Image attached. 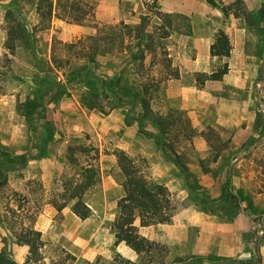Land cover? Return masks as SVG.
<instances>
[{"label": "rangeland", "instance_id": "374dc122", "mask_svg": "<svg viewBox=\"0 0 264 264\" xmlns=\"http://www.w3.org/2000/svg\"><path fill=\"white\" fill-rule=\"evenodd\" d=\"M146 2L0 0V241L31 240L30 260L47 264L137 261L110 233L94 239L93 261L66 249L75 229L65 225L70 205L61 206L87 168L96 170L84 197L89 218L111 227L124 194L123 150L149 179H184L190 193L221 210L233 211L223 194L230 186L254 217L245 241L261 245L252 258L164 245L155 264L181 256L194 257L192 264H264V0ZM222 34L230 53L215 57ZM187 36L210 42L199 45L208 72L183 77L182 90L168 80L180 77ZM223 70L219 82L207 81ZM41 213L63 230L42 250Z\"/></svg>", "mask_w": 264, "mask_h": 264}, {"label": "crops", "instance_id": "0c3cea01", "mask_svg": "<svg viewBox=\"0 0 264 264\" xmlns=\"http://www.w3.org/2000/svg\"><path fill=\"white\" fill-rule=\"evenodd\" d=\"M187 43H189L187 50L182 51L178 56L180 77L168 80L170 86L176 84L182 90L186 89L183 77H186V75L198 76L208 72L206 64H203V60L207 56L203 51H200L199 45L201 43L208 45L210 42L208 40L204 42L203 39L194 36H187ZM207 81L217 83L220 79ZM173 102L172 105L176 106L177 102ZM198 152L202 159H210L211 152L207 147H200ZM158 180L164 181L171 191V201L175 204V212L171 223L141 226L140 223L137 224L136 222L139 232L143 236L163 245L180 247L190 254L214 253L224 257H233L247 253L249 258L258 254L261 244L256 241L257 244L255 245L251 241L252 239L248 242L245 241L254 228V217L249 212L244 211L242 208L241 211L233 215L210 213L200 198L189 192L190 189L185 184L184 179L170 178L165 180L158 177ZM111 185L105 186L104 199L106 204L108 203L107 190L111 188ZM54 223L55 221L49 220L42 213L38 217L35 229L41 233L42 239L46 241V244L39 245L40 250L49 245L50 238L57 239L60 237L63 230L55 226ZM65 225L67 228H73L72 226H74L75 229L71 233L73 237L66 249L74 255L86 257L90 261L96 259L92 244L95 238L99 235H105L108 238L110 233V240L112 242L116 240V233L112 226L110 228L104 227V219L98 222L89 217L80 218L71 211L66 214ZM121 243L124 244L128 254L136 253L125 243ZM32 246L33 244L30 245V243L10 242V240L7 243L0 241V253L5 249L9 252L7 261L15 262V264H47L45 263L46 258L37 261L30 260V247ZM77 262L76 259L74 264Z\"/></svg>", "mask_w": 264, "mask_h": 264}, {"label": "trees", "instance_id": "16d2710c", "mask_svg": "<svg viewBox=\"0 0 264 264\" xmlns=\"http://www.w3.org/2000/svg\"><path fill=\"white\" fill-rule=\"evenodd\" d=\"M152 4L145 3L146 6L152 8L159 0H150ZM209 3H215L214 0H207ZM71 8H76L77 3L69 1ZM52 2L49 4L46 14L52 16ZM230 41L226 34H222L216 40L215 53L218 56H228L230 53ZM226 73V70L218 71L211 74L212 80H218ZM149 115L153 116V112ZM157 123V122H156ZM118 164L124 175L122 183L123 196L117 203L118 213L115 216L111 226L115 231V237L119 242L125 243L137 254V261H132L124 258L121 255H116L112 264H155L157 252L164 248L160 243L151 241L139 232V227L136 222L139 221L141 226H150L159 223H171L175 211L171 203L170 192L165 184L160 181L152 180L146 177L136 165L135 160L130 157L125 151L117 152ZM176 163L179 164V159L175 157ZM182 171L188 176V168L185 165H180ZM89 173L86 180L77 183L71 187L70 195L61 206L64 208L70 205L71 210L80 218L90 217L92 208L85 200V194L95 184L96 170L87 168ZM188 178V177H187ZM223 194L231 204L232 210L216 208L213 201H203L210 213L233 215L242 210L239 200V195L230 186H225ZM18 243H30L31 240L19 239ZM178 250V248H177ZM181 251L184 252L183 249ZM7 251L2 250L0 253V264H15V262L7 261ZM194 257L181 256L175 259L171 264H192ZM147 260V262H146ZM98 264V263H86Z\"/></svg>", "mask_w": 264, "mask_h": 264}]
</instances>
